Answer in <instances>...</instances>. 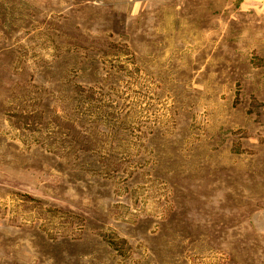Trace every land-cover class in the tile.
<instances>
[{"label":"rangeland","instance_id":"obj_1","mask_svg":"<svg viewBox=\"0 0 264 264\" xmlns=\"http://www.w3.org/2000/svg\"><path fill=\"white\" fill-rule=\"evenodd\" d=\"M0 264H264V0H0Z\"/></svg>","mask_w":264,"mask_h":264}]
</instances>
